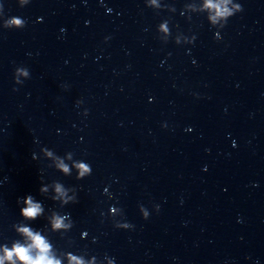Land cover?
<instances>
[{"label": "clouds", "instance_id": "9594fccd", "mask_svg": "<svg viewBox=\"0 0 264 264\" xmlns=\"http://www.w3.org/2000/svg\"><path fill=\"white\" fill-rule=\"evenodd\" d=\"M208 6L212 9H219L220 5L213 4L211 3V0H208ZM236 11L242 12L243 8L241 4L236 5ZM219 14L221 16L228 15L230 17L234 16L233 14L229 13L228 9L223 8L220 10ZM213 19V25L211 26L212 28H215V17ZM228 19L224 21V24L222 27L224 28L227 24ZM25 20L22 18H18L17 22V29H22L25 27ZM110 39V37H105V41ZM196 37L194 36L190 44H192L195 41ZM178 43V42H177ZM28 78H30V73L28 72ZM15 82V81H14ZM17 82H15L16 84ZM20 84L23 83V81L19 82ZM18 89L14 88L13 91H17ZM82 103L81 101L77 102V106ZM87 110H85L84 115H87ZM166 126V125H165ZM34 158L35 154H34ZM80 172L79 175H76L77 180L84 179L92 174V168L89 164H80L79 165ZM63 172L65 174H68L69 176L72 175L68 167H63ZM42 179V178H41ZM55 185V192L58 195L51 196L50 199L54 201H59L60 208L65 207L66 205L69 204H74L77 202V196H76V190L73 187H66L62 182L54 180L53 181ZM41 192L45 191V189L41 188ZM69 192L72 193V195H67ZM66 197V198H65ZM27 203V208H24L20 211L23 212V214L29 218H35L37 217L42 211V203L41 202H36L35 198L29 194L27 200L25 201ZM140 213L142 217L147 220L149 218V212L147 209L141 205L140 208ZM156 211H159V205L156 206ZM123 217V215H122ZM121 217V218H122ZM113 226L116 229H131L134 226L128 222H123L122 219H119L113 223ZM52 227L54 229H67L71 230L73 227V221L70 218L69 214H61V213H54L52 217ZM22 233L27 235L31 239V244L28 246L21 245L17 243L14 246V251H7L6 250V255L3 258H0V264H3V259L7 258L11 260L14 256H16L18 259H20L23 264H60V261L58 259H55L53 255L50 254V243L46 241L44 236H42L39 232H34L32 229L29 227H23L20 229ZM72 260H77L76 256L73 255L71 257ZM114 264V258H111ZM77 264H83V260H78Z\"/></svg>", "mask_w": 264, "mask_h": 264}]
</instances>
